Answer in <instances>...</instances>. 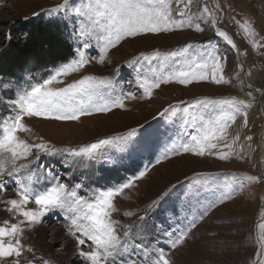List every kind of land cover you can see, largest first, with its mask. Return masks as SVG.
I'll list each match as a JSON object with an SVG mask.
<instances>
[{
    "label": "rangeland",
    "instance_id": "rangeland-1",
    "mask_svg": "<svg viewBox=\"0 0 264 264\" xmlns=\"http://www.w3.org/2000/svg\"><path fill=\"white\" fill-rule=\"evenodd\" d=\"M88 2L67 0L65 8L51 13V9L63 5L65 0H0V55L5 50L1 45L3 40L7 42L21 36L17 31L27 22L63 24L73 48V56L66 63L79 58L77 49L89 61L78 72L61 77L65 84L82 76L107 77L111 88L105 90V100L111 103L123 97V108L113 107L109 112L82 116L80 120L25 117L23 122L31 131L19 133L20 139L29 144L45 142L52 149L79 150L140 125L144 126L141 132L148 135L138 137V143L127 146L114 140L97 149L92 160L68 151L50 156L34 149L28 161H17V165L30 161L28 168L11 177L0 176L6 185V190L0 191V225L5 220L9 225L23 220L9 213L4 203L19 199L18 179L34 175L33 187L39 191L55 183L52 180L55 176L69 189L80 184L77 194L89 199L97 191L121 185L146 170L143 178L133 180V186L124 189L114 200L116 211L111 219L118 222L116 230L122 241L130 246L142 244L148 250L145 255L143 249L137 252L130 247L123 258L131 254L143 264H153L159 250H163L171 264H258L264 261V255H259L264 229L258 227L264 222V0H191L183 16L177 14L175 0H172L173 18L184 22V27L128 38L109 49L106 55L101 53L103 41H98L97 35L78 36L82 26L92 31L87 18L74 11L83 9ZM187 3L188 0H181L179 9L183 10ZM205 7L208 12H204ZM245 20L251 22L254 36H247L237 23ZM197 24L203 28L202 32L196 30ZM218 30L227 32L236 48L220 37ZM97 33L103 35L100 30ZM85 41L89 44L87 48L83 47ZM209 52L220 59L227 83H213L212 68L208 67L205 70L208 80L188 85L162 84L152 90L151 97L139 86L145 79H153V72L180 70L190 59L206 57ZM141 53L147 58L140 57ZM137 59V63L129 66V61ZM59 66L26 72L18 84L0 80V118L11 114V102L21 91L42 82ZM58 86L63 85H52ZM204 98L213 103L202 107L197 101ZM169 105L173 108L159 115ZM229 110H238L236 120L230 123L226 138L216 142L213 154L206 152L204 156H196L183 152L181 145L190 142L186 133L196 134L191 127L183 126L185 119L196 115L198 128L200 117L207 121ZM181 132L185 135L181 136ZM173 147L179 155L170 151ZM223 153H230L229 158L219 159ZM158 158L160 163H156ZM248 176L259 180L249 182ZM222 193H230V198L223 203L216 202ZM158 199L159 204L153 205ZM214 202L215 206L209 207ZM26 207L38 210L34 202ZM70 215L53 209L45 212L39 223L22 224L19 238L24 251L20 264H44V261L87 264L79 252L91 251L92 247L77 244L76 237L69 231ZM193 222L194 228L191 227ZM125 231L129 233L127 237ZM185 232L183 242L173 248L172 243ZM28 248L32 251L28 252ZM121 259L117 257L116 264H120ZM0 264H10V261Z\"/></svg>",
    "mask_w": 264,
    "mask_h": 264
},
{
    "label": "snow or ice",
    "instance_id": "snow-or-ice-1",
    "mask_svg": "<svg viewBox=\"0 0 264 264\" xmlns=\"http://www.w3.org/2000/svg\"><path fill=\"white\" fill-rule=\"evenodd\" d=\"M177 6V14L183 16L188 10L191 0L185 4L183 10L179 9L181 0H175ZM67 6V0L63 5L51 9V13H58L62 8ZM75 13L84 16L89 21L88 28L81 27L78 36L85 37L89 35H97V39L102 40L101 45L102 55H106L109 49L116 48L122 41L128 38H138L149 33L169 32L173 28H182L184 22H178L173 18L172 0H89L84 5L83 9L75 8ZM204 12H208L207 7ZM243 28L247 36H254L255 32L251 22L245 20L243 23L237 22ZM215 24V20H213ZM97 30H100L103 35H98ZM197 31H203L198 24ZM217 34L222 37L229 45L236 48V44L227 32L218 30ZM253 47H256L253 41ZM84 48L89 47L87 41L83 44ZM76 55L78 59H73L69 63L62 64L57 67L53 73L44 79L42 82H37L30 85L28 88L21 91L16 98L11 102L13 105L12 112L5 118H0V176L11 177L20 173L22 169L29 167L28 163L17 165V161L25 160L33 154V150H37L45 155H56L60 151H68L74 156L86 155L89 160L95 158V152L103 145H108L115 141L122 142L125 146L138 143V137L147 136V132H141L144 128L140 125L139 128H133L125 134L116 137L102 139L96 143H92L79 150H59L52 149L45 142L29 144L20 139L19 133L31 131L23 122L25 117H38L46 120L54 121H75L80 120L82 116H90L93 113L109 112L113 107L123 108V97H119L108 103L104 98L105 90L111 88V82L107 77L82 76L80 79L74 80L71 83L65 84L61 77H68L74 72H78L84 68L89 61L85 58L84 53L77 49ZM157 55L159 53L157 52ZM140 57L147 58L144 53ZM137 60L129 61V66L137 63ZM208 67L212 68L211 81L216 84L227 83L228 81L222 74V65L220 59L214 52H209L206 57L190 59L184 68L180 70H159L153 72V79H145L139 84L144 89L145 95L151 97L152 90L158 89L162 84H171L173 82L183 85L199 82L209 79V75L205 71ZM218 73H220L218 75ZM63 85L52 87V85ZM132 97L131 93H128ZM134 98V97H132ZM235 100V98H232ZM202 107L213 103L208 98L203 101H197ZM228 103V101H225ZM237 103H244L238 101ZM234 107V106H233ZM173 108L169 105L159 115L163 116ZM236 111H221V113L211 120L205 121L202 117L192 115L190 119H185L183 126L191 127L196 134L187 132L190 137V142L181 145L183 152H191L196 156H204L213 154L212 150L217 148V143L224 140L227 136V129L230 123L236 120ZM247 124L245 114V125ZM181 136L185 135L181 132ZM238 139V137L236 138ZM251 139V137H248ZM231 148V145H227ZM173 154L179 155L180 152L174 147L170 149ZM167 151L163 158H167ZM230 153L219 155V159H228ZM156 163H160V158ZM67 165V161H65ZM146 170L141 171L137 176L129 179L127 182L97 191L91 198L86 199L79 196L76 189L80 188V184H76L72 189H69L64 183H60L58 178L53 176L52 180L55 183H50V186L42 190H35L33 185L36 183L34 175L24 177L23 180L16 181V191L19 199H9L4 201L8 207L6 210L9 213L23 217L19 223L9 225V221L5 220L0 225V262L10 261V264H20V257L24 251V246L21 243L20 235L23 232L22 224L30 225L40 222V218L45 212L53 209H61L66 214H71L68 219L71 220L69 226L70 233L76 237L79 246H91V251H80L79 255L87 261V264H116V258L122 257L120 264H143V261L133 258L128 255L123 258L124 253H128L130 247L139 251L144 250L147 255L148 250L142 244L129 245L122 241L116 228L117 221L111 219L112 213L116 211L114 200L120 195L124 189L133 186V180L141 179L145 176ZM48 175L51 176V170H48ZM249 182H258L259 178L248 176ZM6 185L3 180H0V191H5ZM167 195V193H165ZM230 198V193H222L216 202L223 203L225 199ZM34 202L38 206V210L28 209L26 206ZM153 205L159 204V199L152 202ZM215 202L209 207H214ZM207 212L205 211L204 215ZM202 218V216H201ZM141 220L144 217H140ZM191 227H195L193 222ZM260 229H264V222L258 225ZM75 231H72V229ZM77 233L79 235H77ZM128 232H124V236H128ZM187 233H183L177 240L172 243L175 248L182 243ZM7 238V242H6ZM261 239L262 251L259 255H264V238ZM28 252L32 249L28 248ZM48 264V261H44ZM153 264H171V261L166 257L163 250H159L156 260ZM258 264H264V261H258Z\"/></svg>",
    "mask_w": 264,
    "mask_h": 264
},
{
    "label": "trees",
    "instance_id": "trees-1",
    "mask_svg": "<svg viewBox=\"0 0 264 264\" xmlns=\"http://www.w3.org/2000/svg\"><path fill=\"white\" fill-rule=\"evenodd\" d=\"M17 32L22 35L1 43L5 48L0 55L1 81L18 84L26 72L49 70L73 56L63 24L27 22Z\"/></svg>",
    "mask_w": 264,
    "mask_h": 264
}]
</instances>
